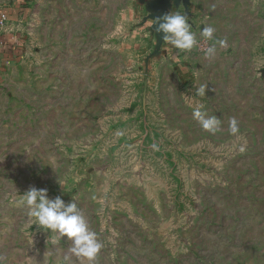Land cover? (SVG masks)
I'll list each match as a JSON object with an SVG mask.
<instances>
[{
	"label": "rangeland",
	"instance_id": "1",
	"mask_svg": "<svg viewBox=\"0 0 264 264\" xmlns=\"http://www.w3.org/2000/svg\"><path fill=\"white\" fill-rule=\"evenodd\" d=\"M25 1L0 264H264V0Z\"/></svg>",
	"mask_w": 264,
	"mask_h": 264
},
{
	"label": "crops",
	"instance_id": "2",
	"mask_svg": "<svg viewBox=\"0 0 264 264\" xmlns=\"http://www.w3.org/2000/svg\"><path fill=\"white\" fill-rule=\"evenodd\" d=\"M185 1V0H182ZM189 1V0H187ZM30 2L25 0H14L13 4L11 6H0V13L4 12L8 15V27L7 29H1L0 28V71L1 68L4 65H7L11 58L12 54L11 52L14 49V45L12 46V43H14L15 40L18 39L19 36V29L21 27V22L23 21V18L26 17L28 8H29ZM182 35H184V41L186 43L189 41L191 42V33L190 32H183ZM185 44V43H184ZM186 45V44H185Z\"/></svg>",
	"mask_w": 264,
	"mask_h": 264
},
{
	"label": "built area",
	"instance_id": "3",
	"mask_svg": "<svg viewBox=\"0 0 264 264\" xmlns=\"http://www.w3.org/2000/svg\"><path fill=\"white\" fill-rule=\"evenodd\" d=\"M8 15L4 12L0 13V28L7 29L8 27Z\"/></svg>",
	"mask_w": 264,
	"mask_h": 264
},
{
	"label": "water",
	"instance_id": "4",
	"mask_svg": "<svg viewBox=\"0 0 264 264\" xmlns=\"http://www.w3.org/2000/svg\"><path fill=\"white\" fill-rule=\"evenodd\" d=\"M161 1H162V2H163V1L169 2V0H161Z\"/></svg>",
	"mask_w": 264,
	"mask_h": 264
}]
</instances>
